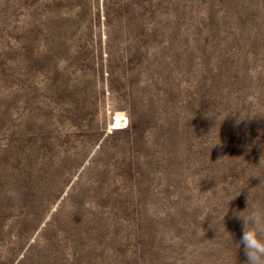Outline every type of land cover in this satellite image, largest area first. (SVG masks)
<instances>
[{
  "label": "rangeland",
  "instance_id": "374dc122",
  "mask_svg": "<svg viewBox=\"0 0 264 264\" xmlns=\"http://www.w3.org/2000/svg\"><path fill=\"white\" fill-rule=\"evenodd\" d=\"M244 210L264 0H0V264H246Z\"/></svg>",
  "mask_w": 264,
  "mask_h": 264
},
{
  "label": "clouds",
  "instance_id": "9594fccd",
  "mask_svg": "<svg viewBox=\"0 0 264 264\" xmlns=\"http://www.w3.org/2000/svg\"><path fill=\"white\" fill-rule=\"evenodd\" d=\"M227 212L228 208L226 214ZM234 215L242 225V235L240 240L235 243V249H240L243 246L247 257L246 264H264V211L247 212L244 210L234 213Z\"/></svg>",
  "mask_w": 264,
  "mask_h": 264
}]
</instances>
